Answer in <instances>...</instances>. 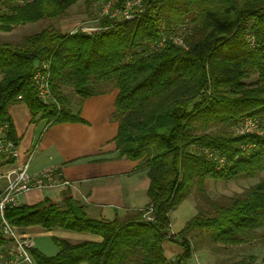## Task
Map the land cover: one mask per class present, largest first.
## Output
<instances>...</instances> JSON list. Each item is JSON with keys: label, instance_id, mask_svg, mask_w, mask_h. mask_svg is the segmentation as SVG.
Returning <instances> with one entry per match:
<instances>
[{"label": "trees", "instance_id": "1", "mask_svg": "<svg viewBox=\"0 0 264 264\" xmlns=\"http://www.w3.org/2000/svg\"><path fill=\"white\" fill-rule=\"evenodd\" d=\"M88 8L108 0H0V31L43 19L59 21L78 2ZM144 14L132 21L102 18L103 30L63 33L53 26L20 42L0 41V125L18 140L11 106L25 104L47 126L84 123L70 110L72 95L87 99L118 90L114 120L120 158L139 162L149 180L148 206L114 220L93 219L69 190L60 202L8 209L20 232L90 234L101 241L73 244L53 237L58 252L36 249V264H187L194 244L233 247L260 239L264 227V179L228 202L210 200L207 180L257 179L264 173V0H143ZM176 35L184 47L162 36ZM51 63L52 92L61 110L42 104L32 78ZM253 82L247 83L251 78ZM21 97V99H18ZM246 119L257 132L238 134ZM217 151L221 164L205 151ZM197 188L210 206L176 233L171 216ZM165 242L182 248L170 260ZM3 243L0 234V244ZM223 264H247L243 259ZM264 264V257L262 259Z\"/></svg>", "mask_w": 264, "mask_h": 264}, {"label": "crops", "instance_id": "2", "mask_svg": "<svg viewBox=\"0 0 264 264\" xmlns=\"http://www.w3.org/2000/svg\"><path fill=\"white\" fill-rule=\"evenodd\" d=\"M117 96L118 90L87 99L72 95L70 110L73 115H79L84 123L50 126L46 123L39 135H36L37 118L31 122L32 117L28 115L25 104L28 117L26 126L23 125L24 131L18 130L11 115L20 147V162L38 144L30 172L37 173L49 166H57L63 178L70 182L67 188L50 190L58 194L57 199H50L60 202L62 192L69 190L86 207L88 215L97 220L123 218L128 213L145 209L149 204L146 172L136 171L139 162L120 158L116 150L118 123L113 117ZM34 229L43 234L44 230L39 227L30 228L25 233L32 238ZM49 233L73 244L101 241L90 234L67 231ZM57 252L58 248L55 254Z\"/></svg>", "mask_w": 264, "mask_h": 264}, {"label": "built area", "instance_id": "3", "mask_svg": "<svg viewBox=\"0 0 264 264\" xmlns=\"http://www.w3.org/2000/svg\"><path fill=\"white\" fill-rule=\"evenodd\" d=\"M145 12L143 0H108L101 2V16L112 21H132L141 17ZM86 34L97 33L103 28L98 26L83 27ZM184 47L183 39L176 35L162 36L153 48H161L167 42ZM51 63L41 62L32 82L38 100L47 106L61 110V105L52 92ZM18 99H21L19 97ZM257 132L255 120L246 119L237 129L238 134ZM35 144L26 154L24 161L20 162V147L18 140H13L8 124L0 125V234L3 243L0 244V264H36L32 255L34 249L31 236L12 225L6 219V211L22 205V197L29 193H38L50 190H61L70 186V182L63 178L57 166H49L37 173H31L32 161L37 152ZM205 153L213 157L218 164L223 162L217 151L206 150Z\"/></svg>", "mask_w": 264, "mask_h": 264}, {"label": "rangeland", "instance_id": "4", "mask_svg": "<svg viewBox=\"0 0 264 264\" xmlns=\"http://www.w3.org/2000/svg\"><path fill=\"white\" fill-rule=\"evenodd\" d=\"M102 18L101 2H95L91 8H88L84 1H80L68 11L66 17L59 21L43 19L35 23L18 26L10 33H3L0 31V41L20 42L24 38L37 34L43 29L51 26L59 28L63 33H70L83 27L98 26ZM254 80L255 78L253 77L247 81V83L253 82ZM62 91L66 95H73L72 89L68 87H64ZM17 108L21 109L16 111ZM62 108L63 106L61 105V109ZM10 114L13 116L14 121H16L18 130L20 129V132L24 131L25 128L23 125L26 126L27 124V122L25 124L26 118L28 115L31 116L30 112L27 115L25 105L17 104L11 106ZM36 118V135H39L40 131L43 130L44 125H46L47 120L38 119V117ZM261 179H264V173L257 179H241L230 182L207 180L205 183V193L212 201L226 203L235 195L241 194L257 184ZM146 181L148 184V178ZM57 195V193L46 190L38 193H29L25 197H22L21 201L23 204L32 205L45 197L57 199ZM199 207L208 210L210 206L206 201L201 199L197 188H194L191 195L170 214L172 234L180 232L198 213ZM39 232L40 230L38 229L32 230L34 249L46 256L56 255L55 252L57 246L53 240L54 235L45 231H42L43 234H40ZM258 233L261 236L259 240L250 244L233 247H223L222 245L214 246L209 243L197 246V241L194 238H191V243L194 244L195 249L192 258L187 264H223L226 262H238L243 259L247 264H262V259L264 257V227L260 229ZM164 250L166 257L170 260H174L182 254V248L179 245L170 242H165Z\"/></svg>", "mask_w": 264, "mask_h": 264}]
</instances>
